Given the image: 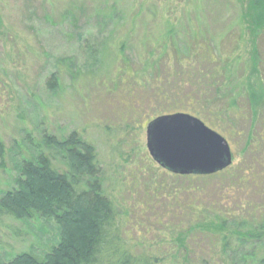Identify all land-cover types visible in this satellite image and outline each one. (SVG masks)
Instances as JSON below:
<instances>
[{
    "label": "rangeland",
    "instance_id": "374dc122",
    "mask_svg": "<svg viewBox=\"0 0 264 264\" xmlns=\"http://www.w3.org/2000/svg\"><path fill=\"white\" fill-rule=\"evenodd\" d=\"M253 2L0 0V138L7 150L0 197L37 144L67 168L65 152L47 146L45 136L62 141L77 132L95 148L101 189L128 237L165 257L160 264H264V113L250 110L246 89L237 86L264 82V20ZM193 36L202 40L197 53L205 55L208 38L209 50L223 54L219 63L236 59L233 76L220 73L217 103L209 84L217 63L208 51L203 62L186 57ZM181 111L201 116L229 141L231 166L192 181L153 160L147 125ZM216 182L224 184L223 198ZM176 183L203 187L204 200L219 205L217 214L200 217L206 231L194 239L187 198L200 191L178 192L170 188ZM59 232L55 220L38 215L2 218L0 264L23 251L43 254Z\"/></svg>",
    "mask_w": 264,
    "mask_h": 264
},
{
    "label": "trees",
    "instance_id": "16d2710c",
    "mask_svg": "<svg viewBox=\"0 0 264 264\" xmlns=\"http://www.w3.org/2000/svg\"><path fill=\"white\" fill-rule=\"evenodd\" d=\"M253 3L257 18L264 20V0H254ZM200 39L201 37L193 36L192 41L187 42L186 57L188 59L191 56L195 60L194 62H203L208 51V61L217 63V73H210L209 78V84L217 90L216 93L212 94V99L216 100L217 103L220 97L219 92L224 87V82L221 83L219 79L220 73L227 72L229 76H233L235 69L231 65L233 62L235 63L236 59L232 58L231 60L227 57L219 63L218 58L220 59L223 54H221L222 56L218 55L217 58V54L209 50V47L212 50L213 47L208 38L204 42L205 50H202L205 55L197 53V48L202 49L198 44V41H202ZM201 55L203 59L199 61L195 59L200 58ZM256 62L257 60L253 58L249 64L254 77L257 71L252 66H255ZM255 79L258 81L257 84L251 82L245 86L240 83L237 86L242 85L246 89L250 110L252 107H256L264 113V82L257 80V77ZM231 104L236 106L234 102ZM221 113L224 114L222 109L213 113V116L218 119ZM197 114L199 115V112ZM253 115L252 112V117ZM239 117L240 115L237 116V118ZM45 139L47 146H53L65 152L68 158L67 168L61 169L57 163L53 162L52 156L42 147H39L40 145L37 144V147H32L31 156L28 155L23 158L17 167V176L13 179L11 188L0 197V223L2 218L6 217L21 221L30 220L38 215L47 220H55L60 227V232L56 243L43 254L35 251H23L7 264L162 263L165 257L140 249L139 242H132L128 237V231L124 229L123 219L117 208L101 189L98 176L100 168L94 146L79 137L77 132H72L62 141L53 136H45ZM6 155V147L0 138V170L5 168ZM220 173L222 171L215 174ZM208 176L212 177L214 174L191 176L175 174L177 179L190 178L192 181L205 180L210 178ZM222 187L224 188V184L221 185L216 182L215 190H218L223 198L226 190L224 188L221 191ZM170 188H175L178 192L188 188L200 191L187 198L191 210L188 211L185 218L188 219L186 221L189 227L188 231L190 230L189 235H192L190 237L194 239L198 236L196 235L198 232L206 231L203 226L205 221H200V217L206 212L217 214L216 207L219 205L215 206L213 203L204 200V192H201L204 188L201 186L188 187V185L183 186L176 183L174 187L171 185ZM232 189L233 185H230V190L232 191ZM227 243L224 242L223 246H226Z\"/></svg>",
    "mask_w": 264,
    "mask_h": 264
},
{
    "label": "water",
    "instance_id": "95a60500",
    "mask_svg": "<svg viewBox=\"0 0 264 264\" xmlns=\"http://www.w3.org/2000/svg\"><path fill=\"white\" fill-rule=\"evenodd\" d=\"M147 148L161 167L179 175H211L233 162L228 140L200 118L184 112L149 122Z\"/></svg>",
    "mask_w": 264,
    "mask_h": 264
},
{
    "label": "flooded vegetation",
    "instance_id": "af4514ba",
    "mask_svg": "<svg viewBox=\"0 0 264 264\" xmlns=\"http://www.w3.org/2000/svg\"><path fill=\"white\" fill-rule=\"evenodd\" d=\"M192 115V114H191ZM154 160V159H153ZM155 161V160H154ZM156 162V161H155ZM157 163V162H156Z\"/></svg>",
    "mask_w": 264,
    "mask_h": 264
}]
</instances>
